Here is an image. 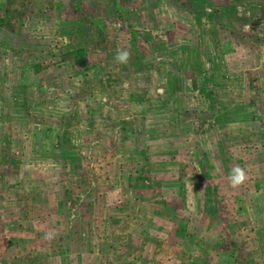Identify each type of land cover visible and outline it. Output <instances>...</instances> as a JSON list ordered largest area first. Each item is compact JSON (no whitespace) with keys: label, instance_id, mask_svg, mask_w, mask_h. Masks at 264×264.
<instances>
[{"label":"rangeland","instance_id":"374dc122","mask_svg":"<svg viewBox=\"0 0 264 264\" xmlns=\"http://www.w3.org/2000/svg\"><path fill=\"white\" fill-rule=\"evenodd\" d=\"M0 264H264V0H0Z\"/></svg>","mask_w":264,"mask_h":264},{"label":"clouds","instance_id":"9594fccd","mask_svg":"<svg viewBox=\"0 0 264 264\" xmlns=\"http://www.w3.org/2000/svg\"><path fill=\"white\" fill-rule=\"evenodd\" d=\"M121 59H123V56H121ZM236 173L237 174H236L235 179H236L237 182H239V180L243 179V174H242V172H240L239 169L236 170Z\"/></svg>","mask_w":264,"mask_h":264}]
</instances>
